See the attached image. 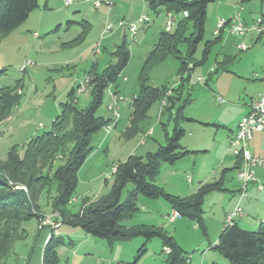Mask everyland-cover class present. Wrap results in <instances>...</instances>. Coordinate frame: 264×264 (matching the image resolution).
Returning a JSON list of instances; mask_svg holds the SVG:
<instances>
[{"label": "rangeland", "instance_id": "rangeland-1", "mask_svg": "<svg viewBox=\"0 0 264 264\" xmlns=\"http://www.w3.org/2000/svg\"><path fill=\"white\" fill-rule=\"evenodd\" d=\"M96 1L101 2L98 9L93 7ZM110 1L112 7L108 9L103 3L104 0H71L72 4L69 6H65L63 0H50L48 8L44 10V0H39V10L32 12L26 22L10 34L0 37V87H14L21 81V100L18 106L13 108L6 121H0V160L2 161L6 159L12 147L17 146L21 155L23 151L21 146L30 140L28 139L30 136L35 138L49 132L52 122L59 115L60 104L66 101L69 87L81 85L93 65L96 71L101 73L113 62L111 54L115 48L123 39L127 42L130 60L116 83L110 87L112 91L116 88L123 97V102L118 105V123L108 133L101 130L92 136L90 158L86 159L78 175L74 201L66 207L70 213H77L83 204L94 202L106 195L113 182V168L131 155L144 157L147 153H155L159 146L165 144V133L170 134L173 127L168 113L162 110L165 105L156 102L147 111V119L140 127L141 132L134 138L124 140L123 133L131 114L130 104L139 93L138 80L142 67L160 34L170 31L174 25L167 29L166 22H172L168 15L163 10H158L157 13L150 12L144 0ZM237 3L239 0H218L208 5L203 40L197 46L192 57L193 62L201 59L204 44L215 38L213 31L218 21L232 18L239 10ZM243 7L240 13L244 20L250 12L253 16L258 15L257 18L260 17V13L264 14V0H251ZM142 17L148 18L147 24L138 23ZM246 21L247 26L253 22V20ZM82 22L89 25V31L82 42L74 47H64L63 45L74 41L81 34ZM118 23H124L125 26L119 28ZM107 25L111 26L109 33L106 31ZM127 26L136 27L137 34L134 39L128 32ZM34 34L37 37H34ZM222 35V40L212 46L205 64L196 66L189 74L190 80L185 83L183 95L185 98L188 97V101L185 103L183 114L190 121L180 125L184 135L179 145L192 154L173 164L161 165L155 179V184L172 196L188 197L195 192L199 182H214L220 178L225 168L233 166L231 163L235 157L228 146L230 130H233L235 124L240 121L243 109L250 98L264 89V38L254 44L255 35L251 32L243 38L231 36L227 30ZM240 43L245 45V50L238 49ZM178 50L184 58L185 44H180ZM224 59L230 60L216 71V64ZM179 67L178 60L171 57L166 59L159 66L148 70L147 84L155 89L177 87L180 83ZM209 75L211 77L206 85L205 81L208 80ZM184 77L186 78L187 75ZM89 101V93L86 90L77 97V103L74 101L73 103H76L78 110H84L88 107ZM109 103L107 89L96 116L109 117L106 111ZM148 132L151 133L150 136ZM142 142L143 144L139 145ZM248 145L247 147L251 146L264 161V130L261 133H254ZM62 163L60 159H56L52 170ZM100 173L99 179H96ZM255 174L257 182L264 184V165L256 169ZM234 175L233 171L226 173L224 186L226 191L211 193L204 199L203 221L206 234L186 218L166 225L165 231L182 247L185 258L202 254L213 245L211 238L218 234L217 221L227 209L239 206L246 212V209L251 210L252 206L255 207V211L247 213L245 218L248 225L240 224L244 230L253 231L264 222V190L257 191L255 184H249L246 197H241L240 192H237L240 183ZM106 177L109 178L105 179ZM131 191L132 186L127 185L122 191L121 200L123 201ZM54 195V187L46 189L41 193L38 205L43 218L53 216L52 222L55 224L57 215L50 212L49 206V198ZM136 204L139 212L128 223L150 226L145 223L150 218L148 212L152 213L151 217L160 218L161 205L165 202L161 199L151 200L138 196ZM23 228L28 234L27 241H19L13 245L5 264H16V256L19 255L32 257L34 241L38 234L37 220H31L24 224ZM46 229L54 238H59L57 232L61 234L65 229L75 230L85 236L79 228L67 225H63L60 230ZM87 239L90 241H84L78 236L72 239L77 245L72 248L66 247L67 257L64 255L65 259L60 258L58 264H65L67 259L75 264L100 262L126 264L128 257L126 259L117 247L136 245L143 241L141 238H136L109 247L104 240L89 236ZM147 244L145 248L148 251L140 254L144 248L141 247L136 258L129 264L134 262L151 264L153 257L158 259L156 264H164L163 260L166 256L161 252L160 240L153 239ZM78 245L79 256L85 259L81 262L80 258H72L71 252L68 253ZM212 254L215 253L210 251L206 261L211 260ZM218 257L221 261H225L221 256Z\"/></svg>", "mask_w": 264, "mask_h": 264}, {"label": "trees", "instance_id": "trees-1", "mask_svg": "<svg viewBox=\"0 0 264 264\" xmlns=\"http://www.w3.org/2000/svg\"><path fill=\"white\" fill-rule=\"evenodd\" d=\"M217 1L144 0L150 12L157 13L158 10H163L166 14L175 15L177 21L170 31L160 34L147 56L138 80L139 93L131 101V114L123 137L127 141L141 132L140 127L147 119V111L156 102L164 103L165 106H161L162 110L168 113L173 127L170 134L165 133V144L159 146L155 153H147L144 157L131 155L123 163L115 166L112 173L113 182L106 195L94 202L83 204L77 213L66 210L78 183V171L91 154V138L109 124V119L98 117L96 113L102 105L105 91L116 83L130 60L125 39L111 54L113 62L101 73L96 71L95 65L87 73L89 82L84 85V92L87 90L90 101L86 109H77V99L76 103H73L75 88L71 89L66 101L60 104L59 115L52 122L49 132L22 145L21 155L19 148L14 146L7 153L6 159L0 160V264H5L16 242L26 239L24 224L35 219L41 225L44 216L38 200L41 193L50 187L55 189V195L49 198L50 212L57 215L56 220L60 226L77 227L93 238L106 241L109 247L136 238H141L145 246L153 239H158L161 242L162 253L164 248L170 250L164 264L186 262L187 258L184 257L181 247L163 228L127 226V223L139 212L136 202L138 196H142L151 200H163L172 211L180 215V218L194 222L197 228L206 234L203 221L204 199L211 193L225 191L226 173L239 168L240 159L235 158L232 169L223 170L219 179L200 185L196 192L188 197L169 195L155 184L161 165L173 164L192 154L179 145L184 135L180 125L190 121L183 114L185 103L188 101V97L185 98L183 94L185 83L190 80L189 74L196 66L205 64L212 46L221 41L222 37L219 35L206 42L201 59L198 62L192 61L197 46L203 40L206 9L209 4ZM250 1L239 0L238 5H247ZM37 8L38 0H0V37L10 34L25 23ZM183 13L186 17H182ZM260 18L264 21V14L260 13ZM80 25L83 27L81 34L74 41L63 45L64 47H74L82 42L89 31V25L86 22ZM180 44L186 46L184 58L178 50ZM170 57L180 63L179 85L171 89L150 87L147 84L148 70L159 66ZM229 60L218 62L216 71ZM210 77L209 75L205 81L206 85ZM20 82L14 87H0V121L7 119L13 108L18 106L21 100L20 93L17 94L18 90L20 92ZM114 92L118 93L116 88ZM56 159L63 163L52 170ZM127 185L132 186V191L122 201L121 194ZM16 189L20 195L15 193ZM24 203H27L28 211ZM236 219L230 226H226L224 222L223 230L211 250L221 256L227 264H264V222L255 230L248 231L241 228ZM64 245L69 244L61 238H54L51 234L43 248L42 264H58L56 251ZM143 252L142 249L140 254Z\"/></svg>", "mask_w": 264, "mask_h": 264}, {"label": "built area", "instance_id": "built-area-1", "mask_svg": "<svg viewBox=\"0 0 264 264\" xmlns=\"http://www.w3.org/2000/svg\"><path fill=\"white\" fill-rule=\"evenodd\" d=\"M103 3L108 7V9L112 7V3L110 0H104ZM63 4L65 6H69L72 4V2L71 0H63ZM100 5L101 2L99 1L93 3V7L95 9H98ZM241 10L242 8L240 7L239 10L236 12V14L232 18H229L226 21L219 20L215 30L213 31L214 37L222 35V33L225 30H227L229 35L238 36L240 38L245 37L250 32L257 37L264 38V21L261 18H257L252 22L251 25L247 26L243 22V18L240 13ZM167 15H172V22H166V24L174 25L177 21V17L173 14H167ZM182 17H185V13L182 14ZM138 23L141 25L147 24L148 18L142 17L138 20ZM117 26L121 28L124 27L125 24L118 23ZM127 30L130 33L131 37L134 39V37L137 34L136 27L127 26ZM106 31L108 33L111 32L110 25L106 26ZM34 37H37V35L34 34ZM238 49L243 51L246 48L243 43H240L238 45ZM197 81H200V79H197ZM88 82H89V78L86 77L81 85L75 87L74 102L76 101L77 97L80 94L84 93V85L88 84ZM108 95H109L110 103L107 106L106 111L109 114V124L103 128V131H105L106 133L114 129L115 125L117 124L119 119L118 105L120 102H123V97L119 93H115L114 91L110 90V87L108 88ZM220 102H222V100H220ZM263 130H264V95L259 96L258 98L250 102L248 113L240 119V121L237 124L234 135L230 138V142H228L229 149L231 150L233 156L235 158L240 159V165L235 172V178L237 182L240 183L239 192L241 197L246 196L245 195L246 189L249 184H255L256 189L258 191L264 190V184L258 183L255 178V170L263 167L264 161L258 157H254L246 148L253 134L262 132ZM150 135L151 133L148 132V136ZM113 170H115V167L113 168ZM108 178L109 177H106L105 179ZM73 201L74 200L72 199L71 202ZM243 216L244 213L242 209L239 206L234 207L233 210L225 217L226 226H230L236 218H240ZM179 219H181L180 215L176 211H171L170 214L166 217L168 223H174L176 220ZM52 221H54L53 216L49 218H45L43 219L42 226H47L52 230L58 229L60 227L59 222H55L54 224ZM169 253L170 250L168 248L163 249V254L165 256H168Z\"/></svg>", "mask_w": 264, "mask_h": 264}, {"label": "crops", "instance_id": "crops-1", "mask_svg": "<svg viewBox=\"0 0 264 264\" xmlns=\"http://www.w3.org/2000/svg\"><path fill=\"white\" fill-rule=\"evenodd\" d=\"M49 2H50V0H44V3H43V9L44 10H46L47 8H48V6H49ZM238 4V3H237ZM239 7H243V6H240V5H238ZM38 10H39V0H38V8H37ZM243 9H244V7H243ZM31 15V14H30ZM243 17V16H242ZM257 17H258V15L257 16H253L252 15V13L250 12V13H248V15H247V17L245 18L246 20H248L249 22L250 21H254L255 20V18L257 19ZM260 18V17H259ZM246 20H244V18H243V22H244V24L245 25H247V21ZM223 34V33H222ZM223 35H221V37H222ZM221 40H222V38H221ZM261 40H263L261 37H257V36H255V39H254V44H257L258 42H260ZM73 88H75V86H72V87H69V91L71 90V89H73ZM20 89V88H19ZM24 89V88H23ZM23 89H22V95H23ZM68 91V92H69ZM68 94V93H67ZM264 95V89L262 90V91H260V92H258L254 97H251L250 98V100L247 102V104H246V106H245V108L243 109V116L242 117H244L247 113H248V111H249V104H250V102L252 101V100H254V99H256V98H258L259 96H263ZM241 117V118H242ZM106 119H109V117H107ZM6 121V120H5ZM239 122V121H238ZM238 122L235 124V126H234V129L233 130H230V137H228L229 139V141H230V138L234 135V133H235V131H236V127H237V124H238ZM118 123V122H117ZM117 126V125H116ZM259 133H261V132H259ZM33 136H30L28 139H31ZM102 142H105V141H103L102 140ZM248 147H249V145H248ZM247 147V149H248V151L254 156V157H258V158H260L258 155L259 154H257L254 150H253V148H251V146H250V148H248ZM90 158V156L87 158V159H89ZM224 161V160H223ZM235 161V160H234ZM234 161H232V163L231 164H233V166H234V164H235V162ZM85 163H86V161H85ZM85 163H84V165H85ZM84 165L80 168V170H79V172H78V175H79V173L81 172V170H82V168L84 167ZM233 166L231 167V168H225L224 170H229V169H232L233 168ZM234 172V174H235V172L236 171H233ZM100 175H101V173L97 176V178L96 179H99V177H100ZM235 176V175H234ZM255 176H256V174H255ZM188 182H190L189 180H188ZM202 184H204L202 181L201 182H199L198 183V186H197V188H196V190L200 187V185H202ZM251 185H253V184H251ZM255 186V189H256V185H254ZM248 187V186H247ZM196 190H195V192H196ZM247 190V189H246ZM257 190V189H256ZM226 191V190H225ZM258 191V190H257ZM194 192V193H195ZM237 192H239V188H238V190H237ZM261 192V191H260ZM246 195V194H245ZM246 197V196H245ZM161 212L160 213H162V214H159L160 215V218L159 217H151V214L148 212V215L150 216V218L148 219V220H146L145 221V223H147V225H150V226H153V227H159V228H163L164 230H165V227H166V225L167 224H174V223H168L167 222V220H166V217L170 214V212L172 211L170 208H169V206L165 203V204H162L161 205ZM233 209H227L226 211H223V214H222V217H220L219 218V220L217 221V224H218V226H219V228H218V234H216V235H214L211 239H212V243H213V245H210V242H209V240H208V245H210L208 248H207V250L205 251V252H202V254H198V255H196L195 257H194V255L193 256H191V257H188L187 258V261L185 262V263H183V264H227V262L226 261H221V259H219L220 257H218L219 255L216 253V252H214L213 250H211L212 249V247L216 244V241H217V238H218V236H219V234L221 233V231L223 230V226H224V222H225V217L232 211ZM246 212H244V210H243V212H244V216L243 217H240V218H238V219H236V223L240 226V224H243V225H248V223H247V221H245V218H247V213H249V212H254L255 211V207H251V210H248V209H246L245 210ZM246 216V217H245ZM218 219V218H217ZM136 225H138V224H135V223H127V226H136ZM140 225V224H139ZM62 226L63 225H61L59 228H58V230H60L61 228H62ZM47 227H45V226H42V225H39V223L37 222V230H38V234H37V236H36V238H35V241H34V247H33V253H32V257L31 258H27V256H16L17 257V260H16V264H42V253H43V248H44V246H45V244L47 243V241H48V239H49V237H50V232L46 229ZM56 232L57 231H55L54 233L56 234ZM175 233V232H174ZM85 234V233H84ZM33 235V234H32ZM56 235H58V237L59 238H61L65 243H66V241L68 242V243H66V244H69V245H64V246H61L62 248H58L57 249V257H58V263H59V260H60V258H64L65 259V257H64V255H66V257H67V249H66V247H68V248H72V247H74L75 245H77L72 239H74L76 236H78V237H80V238H83L84 239V241H87V240H89V239H87L88 238V236L89 235H87V234H85V236L83 237V235L82 234H80V233H77V231H75V230H63L62 232H61V234H58V232H57V234ZM60 235H62L61 237H60ZM89 237H91V236H89ZM27 238H28V234H27V236H26V239L25 240H23V241H27ZM90 241V240H89ZM211 241V240H210ZM125 244V243H124ZM146 245H148V244H146ZM146 245L144 246V241H142V243H140V242H138V243H136V245H127V247H124V246H126V245H123V247L122 246H119V247H117V248H119L118 250H119V252L121 253V254H124V256L126 257V259H127V257H128V262L126 263V264H129V263H131L130 261H132V259H135L136 258V256H137V253L140 251L139 249L141 248V247H144L143 248V253H146L148 250H147V248H145L146 247ZM152 246V245H151ZM153 246H155V245H153ZM138 247V248H137ZM181 247V246H180ZM137 248V250H135ZM77 249V250H76ZM79 245L77 246V248H74L72 251H68V253L69 252H71V256H72V258H80V262L81 261H84L85 259H84V257H80L79 256ZM181 249H182V247H181ZM210 251H212V252H214L215 254L213 255L212 254V256L210 257V261H206V258H208V255H209V252ZM161 252H162V246H161ZM217 254V255H216ZM79 256V257H78ZM139 259H140V256L138 257ZM137 258V259H138ZM165 260H166V257H165V259L163 260V263L165 262ZM224 260V259H223ZM120 261H121V258H120ZM136 261V260H135ZM158 261V259L156 258L155 259V257H153L152 259H151V264H156V262ZM123 263H125V262H123ZM65 264H75V262H72V261H69L68 259H67V261L65 262ZM97 264H107V262H100V263H97Z\"/></svg>", "mask_w": 264, "mask_h": 264}, {"label": "bare ground", "instance_id": "bare-ground-1", "mask_svg": "<svg viewBox=\"0 0 264 264\" xmlns=\"http://www.w3.org/2000/svg\"><path fill=\"white\" fill-rule=\"evenodd\" d=\"M168 17L170 18V20L172 21V15H168ZM185 17H186V14H185ZM171 27V25L170 24H168V25H166V28L167 29H169ZM18 93H20L19 91H18ZM161 104H163L164 105V103H161ZM230 142V141H229ZM142 144V143H141ZM113 172H114V170H113ZM55 222H56V220H55ZM58 222V221H57ZM60 224V223H59Z\"/></svg>", "mask_w": 264, "mask_h": 264}, {"label": "water", "instance_id": "water-1", "mask_svg": "<svg viewBox=\"0 0 264 264\" xmlns=\"http://www.w3.org/2000/svg\"><path fill=\"white\" fill-rule=\"evenodd\" d=\"M15 193H17V194H19L20 195V192H19V190H15ZM24 205H25V207H26V209H27V211H28V205H27V203H24Z\"/></svg>", "mask_w": 264, "mask_h": 264}]
</instances>
